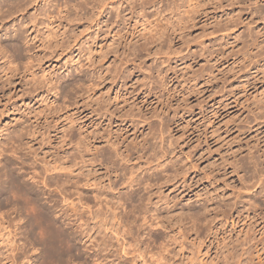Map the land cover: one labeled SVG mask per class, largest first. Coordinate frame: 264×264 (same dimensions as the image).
Instances as JSON below:
<instances>
[{"label": "rangeland", "instance_id": "obj_1", "mask_svg": "<svg viewBox=\"0 0 264 264\" xmlns=\"http://www.w3.org/2000/svg\"><path fill=\"white\" fill-rule=\"evenodd\" d=\"M19 1L0 14L8 54L19 57L10 46L18 34L22 56L16 67L0 60L1 159L16 150L9 168L22 167L20 180L36 202L8 203L6 194L0 202L34 262L47 253L42 230L35 249L22 237L41 210L72 237L73 264H94L96 255L142 264L136 252L121 250L115 232L122 223L132 231L126 239L159 253L169 248V258L187 264H239L244 248L264 243V212L246 218L224 207L217 221L225 241L216 244L186 210L223 198L264 206V0H76L62 14L63 0ZM33 170L36 180L27 175ZM45 172L69 180L71 190L51 178L36 186ZM116 193L128 198L116 204L119 214ZM178 217L186 222L180 230ZM163 220L171 222L167 230ZM237 241L236 258H225ZM0 245L3 264L10 246ZM67 258L63 264H72Z\"/></svg>", "mask_w": 264, "mask_h": 264}, {"label": "bare ground", "instance_id": "obj_2", "mask_svg": "<svg viewBox=\"0 0 264 264\" xmlns=\"http://www.w3.org/2000/svg\"><path fill=\"white\" fill-rule=\"evenodd\" d=\"M74 1H76V0H63L62 7L58 8V13L62 14L64 12V9H66V8H68L70 6L72 8H77L78 4H77V2H74ZM19 2H20L19 0H6L5 3H7V4H5V3H4L5 5L0 4V14H3L6 11H11L12 9L16 8L19 5ZM13 30L15 31V29H13ZM20 40H21V36L18 35V34H14L10 46L12 47V51L14 50V51L19 53L18 54L19 57H14L13 59H11V57H13V56L8 54V48H7L6 42H4L1 39V37H0V60H2V64H8V65H11L12 67H16L18 65L19 61H21V59H22L21 52H20V46H19V41ZM10 77H12V74H10ZM55 89H58V87L56 86ZM1 145H2V141H0V164H2V166L0 167V201H1V198H2L1 196L6 194L7 196L5 197V200L8 203L10 201H14V203H15L20 198H24V199H27L28 201L36 202V198L34 197L35 195L33 194L34 192L32 190V187L25 186V185H27L26 184L27 182H25V184L23 185L24 182H22L20 180L21 177H23V173L21 172L22 167H18V168L17 167H15V168L10 167L9 168V166L16 165V163L10 160L12 156L11 155L8 156V154L10 152L12 155L15 156L16 150L12 149L9 152L7 151L8 154L4 150V152L7 155L5 154L6 156H4L3 159H1L2 156H3V153H2L3 150L1 148ZM2 146H4V145H2ZM36 172H37L36 170H33V172L31 174L27 173V175L29 176V179L36 180L37 177H38ZM48 178L49 179L50 178L51 179H55L54 180V185H56L57 188H60V189H63V190L65 189V192L68 191V190H71V188L68 189L67 182L69 183V180L68 181H62V182L56 181L57 175L52 173V172L51 173L45 172V175L41 178V180H37V182H35L34 184H36V186H38V187H39V185H43V187H47L48 186V182H47ZM258 182H259V180H258ZM259 183H258L259 184V188L264 193V183H262V181H260ZM74 188L76 190L75 194L78 195L77 200L83 206L84 205V202L82 201V199H83V197H82L83 191L82 190L83 189L80 186H78V185H76V187H74ZM117 194H118V196H116ZM255 194H256V192H252L250 195H255ZM114 195L116 197V200H115L116 203L115 204L113 203V204L116 206V208H115L116 210L113 209V207H112V210H113V213H116L117 212V208H118L117 205L118 206L120 205L121 207H124L123 205H125V204H123V201H125L128 198H125L123 200L122 195L119 196V193H116ZM262 195L264 196V194H262ZM123 196H125V195H123ZM96 197H98V195ZM64 199H65V201H67V200H69V197H67V195H66L64 197ZM220 200L224 201L225 203L222 204V205H219V204L216 203L217 205H214L215 203H212L209 200L207 203H204L202 205V210L200 209L201 211H198V212L193 211L194 209L191 208L192 205L187 206L188 209H186L187 212H189L188 216H191L192 219H194V221H195V219L197 220L198 217H199L203 222H205V225L203 224L204 225L203 229H204V233H205L204 235L206 236L205 240L208 239L209 243L219 244L221 242L224 243V241H225V237L218 236L219 223H221V221L218 222L217 221V217L218 216H222V215L223 216L227 215V212L225 210L226 207H229L228 209L234 210L238 214L239 217L244 215V217H246V218L255 217L257 212H260V211L264 212V206H257L256 205L257 202L255 200L253 202H250V200L248 202H246L247 200L246 201L244 200L245 202H241L240 205H238V202L233 203V204L232 203H227L224 198L220 199ZM227 201H229V200L227 199ZM70 202L72 203L74 201L71 200ZM259 205H260V203H259ZM263 205H264V202H263ZM12 206H13V204H12ZM86 206H87L86 208H88V205H86ZM246 206H249V207L246 208ZM218 208H220L219 211H218ZM11 209H12V207H11ZM89 209H90V207H89ZM43 212L44 211L41 210V211H39V213L37 212L38 214L36 213V216H34V219L30 222V226H29L30 227V229H29L30 231L27 230V232H25L26 236L22 237V239L24 240L23 242L28 243V245H33V247H31V249H33V248L35 249L36 248V245H35L36 243L33 241L34 240V236L39 231L38 229L42 230L41 233L39 232L40 233L39 237H40L41 241L46 245L45 249L47 247V250L45 251V249H44V251H45V253L46 252L47 253H46L45 257L43 256V258L40 259V261L38 263H36L33 260V255H30L29 253H27L25 251V249L23 250V248H21L22 246L19 244L20 241L18 242V244L16 243L17 240H15V238H16L17 235H19L17 232L19 230L18 227L20 228V226L18 225L16 227L17 229L12 231L11 228L15 227L18 224V222H16L17 219L15 220V224L13 222L14 221L13 219H12L13 221L6 220L4 216H6L7 212L3 210V205L0 202V216H1V219H0V244H3V245L5 244L6 246H10V249H9L10 250V254H6L4 256V260L6 262L5 263L3 262V264H21L23 261H26L25 264H45V263H48V262H51V261L52 262H57L55 264H63L62 258L64 256H67L69 258V259L68 258L67 259L70 261V263L73 264L75 262L76 259L72 257L73 253L71 254V251H72L71 250V246H72L71 242H72L73 239H71L72 237L70 236L69 232H67V230H64V232H63L62 228H59L60 226L59 227L54 226V224L52 223L53 220L51 219L52 220V222H51L48 218H46V216L44 215ZM179 212H185L184 207H182ZM4 213H5V215H4ZM94 213H95V211H94ZM68 214L66 216H68ZM116 214H119V213H116ZM116 214H114L113 216H114V219L117 218V223H118V220H120L119 219L120 215H116ZM95 216H97L98 218L100 217L99 214H96V215L93 216V218H95ZM177 216L175 218H177ZM182 216H183V214H182ZM103 217L104 216H102V218H101L102 223L104 221L103 219H105ZM178 218L179 219H178V226L177 227H178V230H180L182 228L183 224H185L186 222H184V219H183V221L180 220L181 217H178ZM20 219H21V217H20ZM101 220H99V222H101ZM121 221H123L122 218H121ZM198 221H199V219H198ZM200 221H199V223H200ZM76 222H77V220H76ZM161 222L163 223L162 225H164L166 230H167L168 226L171 223L170 221L167 222L166 220H163ZM166 222L169 225L166 224ZM175 222L177 223V220ZM157 224H158V221L156 222V225ZM26 229H28V228H26ZM198 229L199 228H193V230H195V232H193L195 235L197 234ZM28 231L29 232L32 231L31 233H33V235L32 236L29 235L30 233ZM112 231H111V234H112ZM150 231H152V230H150ZM20 232H22V231H20ZM130 232H132V231H130ZM130 232L127 231L126 226H124L123 223H122V226H121L120 230L118 232H115V235H119L120 234V236L123 239V241L121 243V245H122V249L121 250H123L125 252L126 251H131L133 253L136 252L137 256L142 258V262H141L142 264H187V263H184L183 260H181V259H173L172 257H170V258L168 257V253H170L168 251L169 248H168V250H167V248H164V247L168 246V245L166 246L167 243L169 244L168 241H167V243H164L165 241L164 242L162 241V244L164 243V247L162 246L164 249H162L160 247L161 248V252L164 250L162 253H159L156 250H148L146 245H141V246H144V247L146 246L145 249H147V254H148V251L152 252V253L149 252V257L146 258V256H147L146 250L139 246L138 240H137V242H132L134 237H133L132 240H129V238H127V239L125 238V235H127ZM200 232L202 233V231H200ZM113 233H114V231H113ZM21 234H23V233H21ZM130 234H129V236H130ZM149 234H150V232H149ZM172 234H173V237L175 239L176 236H175V233H173V230H172ZM106 236L107 235L105 234L104 240L102 239L103 241H105V238H107ZM249 236H250V234H249ZM116 238H118V236ZM137 239H139V238H137ZM89 240H90V238H89ZM151 240H152V238H151ZM153 240H152V242H153ZM133 241H135V240H133ZM244 241L248 242L246 239H244ZM86 242H88V241H86ZM242 243H243L242 241L241 242L237 241V244L232 245L231 248L229 249L228 255H226L225 258H229V257L233 258V257H235V254H234V251H233L235 249L234 246L236 245L238 247ZM224 245H225V247L229 248L228 244H224ZM160 246H161V243H160ZM252 247H254L253 250H250V247H247V248L243 249L244 253L247 252V254H246L247 256H244L243 252H242V254L240 256L241 260L238 261L239 264L242 263V259H246V262H247L246 264H259L257 261H259V262L264 261V243L262 241H258ZM37 248H39V247H37ZM51 248L53 250H51ZM149 248H150V246H149ZM0 249H1V245H0ZM154 249H156V248H154ZM98 250L96 249V251H98ZM166 250H167V252H166ZM254 250H255V253L253 252ZM154 251L159 253V255L157 253H155ZM158 251H160V250H158ZM52 252H55V253L53 254ZM55 255H57V257ZM92 260H93L94 264H109L107 262L106 258H104V257L102 258V256H100V255H96L95 258L92 259ZM0 264H1V262H0ZM49 264H51V263H49Z\"/></svg>", "mask_w": 264, "mask_h": 264}]
</instances>
